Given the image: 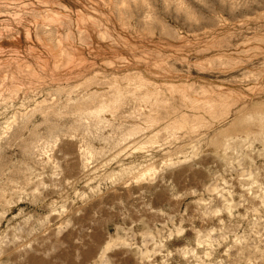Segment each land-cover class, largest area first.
<instances>
[{"label":"rangeland","instance_id":"rangeland-1","mask_svg":"<svg viewBox=\"0 0 264 264\" xmlns=\"http://www.w3.org/2000/svg\"><path fill=\"white\" fill-rule=\"evenodd\" d=\"M0 264H264V0H0Z\"/></svg>","mask_w":264,"mask_h":264}]
</instances>
